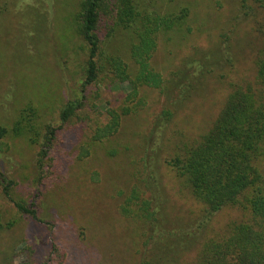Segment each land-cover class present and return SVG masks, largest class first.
<instances>
[{"label": "rangeland", "instance_id": "374dc122", "mask_svg": "<svg viewBox=\"0 0 264 264\" xmlns=\"http://www.w3.org/2000/svg\"><path fill=\"white\" fill-rule=\"evenodd\" d=\"M81 1L0 0V126L12 125L31 105L42 125L57 129L49 162L39 173V188L29 179L37 176L38 147L22 138L3 139L0 172L18 182L14 198L34 204L39 222L19 215L0 186V264H196L206 239L228 234L230 226L246 221L248 214L239 207L222 210L198 234V242L192 247L185 242L187 248L179 253L171 251L170 241L163 245L167 249L157 250L147 240V226L123 216L122 201L132 188L143 187L136 173L164 99L157 90L142 88L147 106L139 115L127 117L112 141L91 142L100 117L103 120L108 107L119 106L130 88L105 79L83 87L85 44L75 27ZM162 7L173 13L187 7L191 14L161 36L152 60L155 70L165 80L194 61L208 71L167 130L157 170L165 196L161 230L188 227L196 233L203 208L164 159L177 141L197 139L212 126L232 83L254 81L255 53L262 40L254 29L255 14L244 18L249 9H243L240 0H172ZM106 35L102 26L100 37ZM226 35L233 68L218 62ZM189 75L193 77V70L184 77ZM176 93L175 85L173 99ZM77 99L82 109L62 124L63 106Z\"/></svg>", "mask_w": 264, "mask_h": 264}, {"label": "trees", "instance_id": "16d2710c", "mask_svg": "<svg viewBox=\"0 0 264 264\" xmlns=\"http://www.w3.org/2000/svg\"><path fill=\"white\" fill-rule=\"evenodd\" d=\"M163 2L172 0L81 1L75 27L77 36L85 44L83 87L86 89L105 79L111 85L126 83L130 88L119 106L108 107L103 120L100 117L91 142L108 143L115 139L125 119L139 115L147 106L141 89L157 90L164 99V107L155 117L150 137L143 144L136 173L143 187L132 188L121 203V213L147 226V240L157 245V250H164L163 245L170 241L171 251L179 253L187 248L185 242L190 247L198 242V234L206 231L219 212L239 207L248 214V219L231 225L228 234L206 239L196 264H264V0H240L242 8L249 9L244 18L252 12L255 14L254 29L262 40L255 53L254 81L232 83L231 92L212 126L197 139L177 141L173 152L164 159L165 165L184 182L203 208L196 222V233L195 228L188 227L165 233L161 230L165 196L157 170L166 146L167 130L197 94L208 71L206 68L203 71V66L194 61L186 66L188 69H180L170 80H165L153 67L161 36L184 24L191 14L187 7L175 13L167 12ZM102 26L107 29L105 39L100 37ZM229 42L230 37H225L218 62L224 61L233 68ZM187 70H193V77H184ZM175 85L177 93L173 99ZM82 107V100L68 101L60 112L61 123L70 122ZM39 120L36 109L29 105L19 112L12 125L0 126V152L4 151L3 139L12 136L38 147L37 176H29V179L33 177L35 187L40 184L39 173L45 171L49 162L57 132ZM0 186L19 215L39 222L34 204L22 197L14 198L17 181L0 172ZM48 263L49 260L45 264Z\"/></svg>", "mask_w": 264, "mask_h": 264}]
</instances>
